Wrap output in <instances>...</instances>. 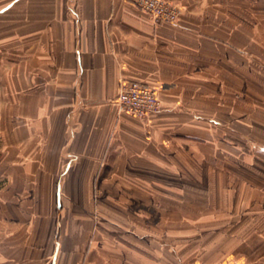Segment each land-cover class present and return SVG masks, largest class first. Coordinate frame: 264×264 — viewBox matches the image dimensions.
I'll return each mask as SVG.
<instances>
[{
    "label": "crops",
    "instance_id": "0c3cea01",
    "mask_svg": "<svg viewBox=\"0 0 264 264\" xmlns=\"http://www.w3.org/2000/svg\"><path fill=\"white\" fill-rule=\"evenodd\" d=\"M164 1L0 0L2 264H264V0Z\"/></svg>",
    "mask_w": 264,
    "mask_h": 264
},
{
    "label": "built area",
    "instance_id": "2783aa9c",
    "mask_svg": "<svg viewBox=\"0 0 264 264\" xmlns=\"http://www.w3.org/2000/svg\"><path fill=\"white\" fill-rule=\"evenodd\" d=\"M154 23L175 24L181 16L180 9L164 0H126ZM115 102L120 111L144 119L160 111L157 91L144 83L121 80ZM0 264H2L0 262ZM189 264H206L191 262Z\"/></svg>",
    "mask_w": 264,
    "mask_h": 264
}]
</instances>
